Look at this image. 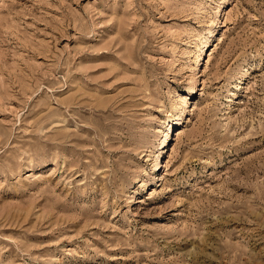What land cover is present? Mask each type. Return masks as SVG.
<instances>
[{
  "label": "rangeland",
  "instance_id": "374dc122",
  "mask_svg": "<svg viewBox=\"0 0 264 264\" xmlns=\"http://www.w3.org/2000/svg\"><path fill=\"white\" fill-rule=\"evenodd\" d=\"M0 264H264V0H0Z\"/></svg>",
  "mask_w": 264,
  "mask_h": 264
}]
</instances>
